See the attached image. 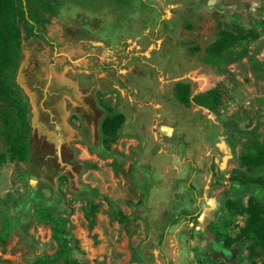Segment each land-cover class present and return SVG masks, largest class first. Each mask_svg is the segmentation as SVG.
Here are the masks:
<instances>
[{
    "label": "rangeland",
    "instance_id": "rangeland-1",
    "mask_svg": "<svg viewBox=\"0 0 264 264\" xmlns=\"http://www.w3.org/2000/svg\"><path fill=\"white\" fill-rule=\"evenodd\" d=\"M0 0V82L24 104L27 157L12 160V103L0 91V264H264L241 238L264 166H242L264 132V0L65 5L46 25ZM11 63V65H10ZM264 135L260 136V141Z\"/></svg>",
    "mask_w": 264,
    "mask_h": 264
},
{
    "label": "trees",
    "instance_id": "trees-1",
    "mask_svg": "<svg viewBox=\"0 0 264 264\" xmlns=\"http://www.w3.org/2000/svg\"><path fill=\"white\" fill-rule=\"evenodd\" d=\"M112 2L121 7L128 6L132 0H10L7 12L4 16V24L10 39V51L14 53L16 48V38L18 36L17 24L14 18V12L18 14L19 21L25 27L26 31L47 43L57 47L56 41L51 39L46 31V25L50 23L51 18L55 16L59 10L65 5H74L87 9H96L104 2ZM0 44V49L1 48ZM11 65V63H10ZM11 68L7 67L2 71L0 91L1 94L8 99L13 106V115H10L6 120L10 127H14V135L9 147V157L12 160H24L27 157V150L25 146V139L29 130V125L26 117L24 104L17 95L15 88L9 82V75ZM264 132L259 133L254 131L252 140L257 145V148H247V150L238 157V161L242 166L258 168L264 166V140L260 141V136ZM242 183H261L264 185V179L259 176H254L251 179L244 177H235ZM249 217L246 225L242 228L239 237L252 240L253 246H264V208L259 204L253 202L247 208ZM65 223L62 221H52L53 237L59 245L61 253L65 255L63 264H77L72 258L71 248L66 243L62 228ZM11 230L9 220L0 231V244L4 245L6 237Z\"/></svg>",
    "mask_w": 264,
    "mask_h": 264
}]
</instances>
